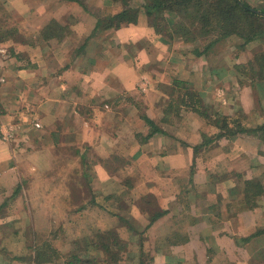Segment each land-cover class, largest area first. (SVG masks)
<instances>
[{
	"label": "crops",
	"instance_id": "obj_1",
	"mask_svg": "<svg viewBox=\"0 0 264 264\" xmlns=\"http://www.w3.org/2000/svg\"><path fill=\"white\" fill-rule=\"evenodd\" d=\"M145 6L0 0V124L14 121L10 142L0 131V245L92 213L101 229L133 222L153 264H264V83L226 71L217 46L156 30ZM197 90L199 107L185 94ZM215 101L239 120L233 137L206 120ZM151 198L152 223L139 208Z\"/></svg>",
	"mask_w": 264,
	"mask_h": 264
},
{
	"label": "rangeland",
	"instance_id": "obj_2",
	"mask_svg": "<svg viewBox=\"0 0 264 264\" xmlns=\"http://www.w3.org/2000/svg\"><path fill=\"white\" fill-rule=\"evenodd\" d=\"M201 1L204 4H207V0ZM204 8L206 10L208 9L207 6H204ZM252 8H255L260 12L264 11L262 7L260 8L254 6ZM193 9L194 8L190 9V13L193 14L192 17L187 18L188 20H186L189 27H191V24L193 23ZM0 14H2L3 17L5 16L2 12ZM184 15L186 14H182V12H180L177 16L179 19H181V17ZM166 17V22L169 20L172 23L173 17L175 16L172 17L170 15H167ZM212 19L213 16L209 15V18L207 19L209 30L208 33H202V31L205 30L203 29L201 31L204 24L197 23L196 25H193L190 34H186L185 31L184 37H182V35H179L181 44L185 46L197 45L196 47H198V45L204 46L211 41H216L218 37H221L220 35L222 33L220 29H216V27H214V22L217 21V18L215 20ZM250 22L254 27V29L250 30L253 31L254 34L253 41H247L244 37L242 38L237 35H232L222 38L212 47L217 46L218 54L220 53L225 58H227V60L223 58V61L225 63L221 64L225 68L228 67V70L226 69V71H235L237 75L239 74L240 78L244 79V81H252L256 84L258 82L264 83V81H261L262 79L260 76V73L264 71V19H255L252 17H248V22H244L246 24L245 28ZM4 23V21H0V28L2 27L3 29H6ZM230 25L231 23H228V25L226 24L228 29ZM51 29L52 27H50V30ZM224 31L228 30L224 29ZM0 32L3 31L0 30ZM181 33L183 34V32ZM170 35L173 34L170 33ZM193 37L197 39V43L194 42L195 44H188L185 40L182 39H193ZM244 53L247 54L246 57H248V62L247 64L240 66L237 63L240 56L244 55ZM212 86V96L214 97L216 95L218 97L219 94H216L215 90L219 88V83H214L212 84ZM193 94V98L197 102V106L199 107L204 103V99L202 100L198 90ZM219 109L220 106H218L216 101L215 104L208 106L207 110H204L207 113L206 120H210L214 122V124L216 123L219 126L224 127L227 125V121L224 117H222ZM240 117L241 116H239V118ZM237 120V117L233 118L234 125L232 127L228 126L224 128V131L228 133L227 136L233 137L234 135H236V133H238L239 129H241L240 126L236 125V123L239 121ZM13 123L9 124V126H5L3 123L0 124V131H2V133L7 132L11 134L9 135L11 136L9 137L10 140H3L4 142H10L13 138ZM7 133H5V135H7ZM260 133V138L262 140V143L264 144V130H261ZM156 205V199L151 198V200H148L145 205L141 203L139 208L142 209V207L147 206L146 211L145 208L142 209L143 211H145L143 212V215L150 218L155 215L153 212H155L156 210ZM96 219L99 220L104 218L102 216L99 217L98 215L96 216L90 213L86 217V222L79 225V229L78 227H76V225H74L73 228L65 230L63 226H60L61 224L55 225L56 223H53L54 229L49 231L50 233L42 230L40 231V234L36 233L37 235L32 233V231H30L29 229H20L23 233H20L19 241H17L16 238L14 241H11L9 234L12 231H6L5 245H0V258L5 259L6 261L2 264H139L141 258H143L145 264H153V262H151V255H153L152 253H154L156 246L155 244L153 245V243L150 242V239L146 237V233H144L143 235V240L138 237L136 232L142 233V231L140 232L135 229L133 226V222L130 223L124 218L118 217L116 220V224L112 225L110 229H101L99 226L98 229L97 225L94 224V221H96ZM142 245L143 249L141 250L140 246ZM37 248H40L39 251H36Z\"/></svg>",
	"mask_w": 264,
	"mask_h": 264
},
{
	"label": "trees",
	"instance_id": "obj_3",
	"mask_svg": "<svg viewBox=\"0 0 264 264\" xmlns=\"http://www.w3.org/2000/svg\"><path fill=\"white\" fill-rule=\"evenodd\" d=\"M123 1L127 3V1L129 0H123ZM145 1H146L145 9L147 16L150 18V22L156 28V30L161 32L166 31L169 34L171 33L175 38L176 37L180 38L179 35H182V37H184L185 31L186 34H190L193 25H196L197 23L198 24L203 23L204 25L202 26L201 31L205 29L202 31V33H208L209 30L207 25L208 24L207 19L209 18V15L213 16L212 20H215L217 18V21L214 22V27H216V29H220L222 33L220 35L221 37H218L216 41H211L210 43L205 44L203 48H205L206 50L211 48L216 43H218L222 38L229 37L232 35H237L242 38L244 37L246 38L247 41H253L254 34L253 31H250L251 29H254L253 24L250 22L248 26L245 28L246 25L245 23L248 22V17H252L255 19H264V12L260 13L259 11L252 8L249 4H247L243 0H207V4H204L201 0H145ZM204 6H207L208 9L206 10ZM191 8H194L193 9L194 17H193V23L191 24V27H189L186 20H188L187 18H191L193 15L192 13H190ZM180 12H182V14L183 13L186 14L187 17L186 15H184L181 17V19H179L177 15ZM167 15H170L172 17L175 16L173 17L172 23L169 20L166 22ZM108 18L112 21H115L118 24L117 27H119L122 23L128 21L129 14L127 11L123 10L121 13L116 14L114 18L112 17H108ZM106 20L107 19L105 18L100 19L99 25L105 22ZM228 23H231L229 29L226 26V24L228 25ZM224 29L228 31H224ZM181 32H183V34ZM182 39L185 40L188 44L197 43V39L195 37H193V39H185V38ZM0 40H3L1 36H0ZM260 76L262 79L261 81H264V71L260 73ZM186 94L190 97L192 101H195L193 98L194 94L188 92H186ZM261 130H264V127H262ZM248 184L254 189V191L261 189L259 182L254 181V182H249ZM160 216L161 215H155L154 218L151 220V223L154 222L156 219H158ZM136 234L138 235V237H140L143 240L144 233L136 232ZM140 248L142 250L143 245L140 246ZM39 249L40 248H37L36 251H39ZM151 262H153L152 258H151ZM69 264H73V263H69ZM139 264H145L143 258L140 259Z\"/></svg>",
	"mask_w": 264,
	"mask_h": 264
},
{
	"label": "built area",
	"instance_id": "obj_4",
	"mask_svg": "<svg viewBox=\"0 0 264 264\" xmlns=\"http://www.w3.org/2000/svg\"><path fill=\"white\" fill-rule=\"evenodd\" d=\"M35 127L39 129V128H41V124H40V123H36V124H35ZM5 133H7V132H5ZM5 133H4V137L2 136V137H3V140H4V141H9V140H10L9 137H11V136H9V135H11V134H10V133H7V135H8V136H7V135H5Z\"/></svg>",
	"mask_w": 264,
	"mask_h": 264
}]
</instances>
